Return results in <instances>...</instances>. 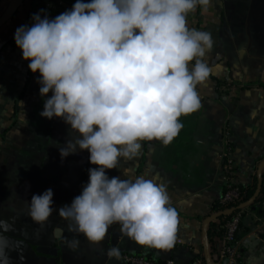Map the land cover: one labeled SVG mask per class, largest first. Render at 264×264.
I'll use <instances>...</instances> for the list:
<instances>
[{"label":"crops","instance_id":"obj_1","mask_svg":"<svg viewBox=\"0 0 264 264\" xmlns=\"http://www.w3.org/2000/svg\"><path fill=\"white\" fill-rule=\"evenodd\" d=\"M12 1L0 0V18ZM45 1L24 0L0 27V221L10 226L5 230L0 225V237L7 241L8 264H126L122 257L116 260L107 255L114 245L121 256H144L156 264H195L198 260L225 264L215 252L211 262L207 260L204 234L211 222L207 227L206 222L226 191V135L232 142L236 184L253 188L264 173V36L250 37L255 44H263L259 50L233 51L229 60L220 31L221 0H210L207 8L198 5L188 14L187 26L210 32L213 39V47L203 59L212 68L214 79L208 77L196 85L199 108L180 117L183 127L168 145L143 141L137 157L121 158L117 168L106 169L109 178L134 181L143 176L166 186L179 213L176 242L170 249L140 246L116 224L104 241L94 244L83 234L69 231L58 209L81 194L89 182L88 170L97 166L90 163L87 150L77 148L74 154L61 157L60 147L75 134L61 118L49 120L40 115L52 93L40 95V73L29 69L30 61L23 59L14 39L19 27L32 26L34 5ZM257 6H253L255 23L262 20ZM193 65L194 61L189 67ZM47 189L54 193L57 211L38 224L29 215L30 200ZM241 227L244 264H264V215L246 209ZM74 239L79 245L72 249L68 242ZM212 250L209 246V253Z\"/></svg>","mask_w":264,"mask_h":264},{"label":"clouds","instance_id":"obj_2","mask_svg":"<svg viewBox=\"0 0 264 264\" xmlns=\"http://www.w3.org/2000/svg\"><path fill=\"white\" fill-rule=\"evenodd\" d=\"M210 0H76L55 19L34 14L19 27L15 43L29 69L39 72L42 117L61 118L74 138L60 147L62 158L79 148L90 153L89 182L70 205L58 209L68 230L91 243L105 240L118 224L137 245L174 246L179 213L164 184L143 176L109 178L121 158L140 154L143 141L168 145L178 135L182 115L200 106L196 85L212 68L204 61L213 47L210 32L190 29L187 16ZM194 61V65H189ZM126 174V172H125ZM53 191L33 194L29 215L43 224L54 211ZM7 230L10 226L0 221ZM69 247L75 249L79 240ZM0 237V264H8ZM119 260L117 246L108 249Z\"/></svg>","mask_w":264,"mask_h":264},{"label":"built area","instance_id":"obj_3","mask_svg":"<svg viewBox=\"0 0 264 264\" xmlns=\"http://www.w3.org/2000/svg\"><path fill=\"white\" fill-rule=\"evenodd\" d=\"M72 3L68 0H48L42 3L34 5L31 14L30 21L33 24L32 19L34 14H39L41 18L47 16L50 20L55 19L61 13L70 11L73 8ZM226 157L224 163V171L226 175V191L222 198L218 200V204L223 207V212L230 209H235L231 214L232 218L226 223V233L221 240V244L216 252L215 257L218 260L226 261V264H241L243 261V255L240 249V242L235 240L236 234L239 231L240 223L242 221L243 209L239 208L243 205V188L236 184V170L234 162L232 160V142L229 138V134L226 135ZM239 208L240 211H237ZM246 208V207H245ZM210 220L206 222L208 226ZM177 243H181L178 241ZM126 264H156L153 261L139 255L125 254L121 256ZM202 260H198L195 264H202ZM166 264H174L173 261H169Z\"/></svg>","mask_w":264,"mask_h":264},{"label":"rangeland","instance_id":"obj_4","mask_svg":"<svg viewBox=\"0 0 264 264\" xmlns=\"http://www.w3.org/2000/svg\"><path fill=\"white\" fill-rule=\"evenodd\" d=\"M221 2L223 6L220 14V31L223 47L229 60H232L234 56L233 51H246L252 47L251 51H255V48L259 50L263 44H255L250 41V37L264 36V0H221ZM254 5L257 6V14L262 16L260 17L262 20L257 23L253 16ZM34 191H39V187H34Z\"/></svg>","mask_w":264,"mask_h":264},{"label":"trees","instance_id":"obj_5","mask_svg":"<svg viewBox=\"0 0 264 264\" xmlns=\"http://www.w3.org/2000/svg\"><path fill=\"white\" fill-rule=\"evenodd\" d=\"M209 77L211 79H214L212 76L209 75ZM219 86L220 83H218ZM256 187L257 186H253V188H249V189H244L243 188V204L249 202L252 197L254 196L255 194V191H256ZM263 203H264V173L262 174V187H261V191H260V194L259 196L257 197V199L254 201L253 204L247 206L246 208L243 209V215H242V220H243V216H244V213L246 211V209H249L251 211H254L256 214L260 215V216H263L264 215V211H263ZM237 211H240V209L236 208ZM223 213V207L220 206L218 204V201L216 204H214L213 206V212H212V215L209 217L208 220L211 221V224L209 226V228L207 229V250L208 252L209 251V246H210V249H213L212 253H209L210 254V260L212 259V254H214V252H218V248L221 244V240L222 238L224 237L225 233H226V223L232 218V215H229V216H221L219 218H214V216H216L217 214H221ZM242 226V221L240 223V228H239V231L237 232L236 234V237H235V240L237 242H240V240L242 239L243 237V233H239L240 230H241V227ZM147 258V257H145ZM148 259V258H147ZM150 260V259H149ZM211 262V261H210ZM225 264H226V261H224ZM241 264H244V262L242 261Z\"/></svg>","mask_w":264,"mask_h":264},{"label":"water","instance_id":"obj_6","mask_svg":"<svg viewBox=\"0 0 264 264\" xmlns=\"http://www.w3.org/2000/svg\"><path fill=\"white\" fill-rule=\"evenodd\" d=\"M23 2H24V0H13V1L11 2V4L8 6V8H7V10L5 11V13L3 14V16L0 18V27H1L2 25H4V24L10 19V17H11L12 14L15 12V10H16V9H17V8L23 3ZM261 187H262V177H261V175H260V176H259L258 186H257V189H256V191H255L254 196L252 197V199H251L249 202L243 204V205L240 206L239 208H245V207H247V206L253 204L254 201L257 199V197H258L259 194H260ZM239 208H238V209H239ZM234 211H235V209H230V210H228V211H226V212H223V213H221V214H217L216 216H214V218L216 219V218H219V217H221V216H229V215H231ZM204 238H205V243H206V246H207V228H206V231H205V234H204ZM206 252H207V253H206V254H207V260H208V262L210 263V254H209L207 248H206Z\"/></svg>","mask_w":264,"mask_h":264}]
</instances>
